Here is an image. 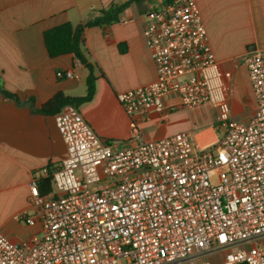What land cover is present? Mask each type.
Segmentation results:
<instances>
[{
    "label": "built area",
    "instance_id": "2783aa9c",
    "mask_svg": "<svg viewBox=\"0 0 264 264\" xmlns=\"http://www.w3.org/2000/svg\"><path fill=\"white\" fill-rule=\"evenodd\" d=\"M144 37L154 82L117 93L129 116L212 105L220 134L201 147L191 132L123 147L99 137L74 105L55 114L67 156L52 193L30 184L40 231L23 241L0 233V264H264V50L246 66L256 110L233 119L229 88L209 44L196 0H170L146 15ZM79 66H82L79 63ZM59 79L80 73L58 71ZM135 128V124H134Z\"/></svg>",
    "mask_w": 264,
    "mask_h": 264
},
{
    "label": "crops",
    "instance_id": "0c3cea01",
    "mask_svg": "<svg viewBox=\"0 0 264 264\" xmlns=\"http://www.w3.org/2000/svg\"><path fill=\"white\" fill-rule=\"evenodd\" d=\"M196 1L215 61L229 88L231 115L247 122L257 104L246 57L253 49L264 50V0ZM167 2L0 0V233L18 241L40 231L39 224L28 226L16 216L24 210L34 212L29 203L30 184L45 177L47 169L54 171L67 156L55 115L34 111L59 92L73 98L87 92L88 71L73 55L49 56L43 41L48 29L64 23L84 25L98 11L126 4L119 22L84 30L97 81L93 100L78 108L82 115L99 137L118 141L120 148L136 133L152 141L191 132L201 147L218 141L217 112L210 104L185 109L172 98L168 105L176 106L173 111L152 112L142 118L129 116L116 98L119 92L156 80L144 37L146 15ZM58 71L79 72L80 79H59ZM2 90L16 95L22 103L4 100Z\"/></svg>",
    "mask_w": 264,
    "mask_h": 264
},
{
    "label": "trees",
    "instance_id": "16d2710c",
    "mask_svg": "<svg viewBox=\"0 0 264 264\" xmlns=\"http://www.w3.org/2000/svg\"><path fill=\"white\" fill-rule=\"evenodd\" d=\"M125 7L126 4L98 11L94 18L88 20L84 25L75 27L71 23H64L48 29L43 33V41L51 58L73 55L82 67L88 71V77L86 79L87 92L84 97L77 98L68 97L64 93L59 92L39 110L34 111L35 113L55 115L67 104L79 108L81 105L93 100L96 92L97 77L95 76V65L90 62L85 47L84 30L93 26L111 25L119 22L120 13ZM1 93L6 101L11 100L17 104L22 103L14 94L5 90H2ZM52 172V169H47V175L38 181L39 191L42 196H47L52 193Z\"/></svg>",
    "mask_w": 264,
    "mask_h": 264
},
{
    "label": "rangeland",
    "instance_id": "374dc122",
    "mask_svg": "<svg viewBox=\"0 0 264 264\" xmlns=\"http://www.w3.org/2000/svg\"><path fill=\"white\" fill-rule=\"evenodd\" d=\"M83 87L85 88V84L83 83ZM23 226H26L25 224H23ZM26 239H20L18 241H23ZM207 259L212 263V264H222L221 262V253H212L210 254ZM188 263V262H187Z\"/></svg>",
    "mask_w": 264,
    "mask_h": 264
},
{
    "label": "water",
    "instance_id": "95a60500",
    "mask_svg": "<svg viewBox=\"0 0 264 264\" xmlns=\"http://www.w3.org/2000/svg\"><path fill=\"white\" fill-rule=\"evenodd\" d=\"M117 6V5H116Z\"/></svg>",
    "mask_w": 264,
    "mask_h": 264
}]
</instances>
